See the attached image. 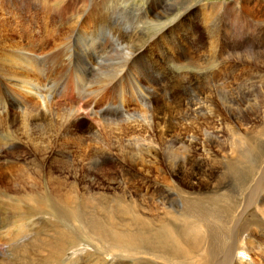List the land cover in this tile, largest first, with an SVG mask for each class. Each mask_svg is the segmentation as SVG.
I'll return each instance as SVG.
<instances>
[{
    "label": "rangeland",
    "instance_id": "374dc122",
    "mask_svg": "<svg viewBox=\"0 0 264 264\" xmlns=\"http://www.w3.org/2000/svg\"><path fill=\"white\" fill-rule=\"evenodd\" d=\"M95 1L0 0V264H162L139 250L130 257L107 252L113 255L107 258L106 243L89 227V219L103 216L83 206V200L115 202L96 180L126 186L136 199L132 212L145 213L151 221H171L175 213L174 218L211 223L219 232L214 245L224 242L213 264H264V161H244L240 168L246 178L236 177L228 188L231 197L220 206L210 202L219 182L217 166L209 175L201 165L213 160L225 165L222 154L232 142L225 130L217 129L218 121L224 127L227 123L220 104L228 95L221 88L229 87L223 62L240 60L244 52L264 54V0L253 5L243 0H168L165 5L162 0H128L127 6L136 8L125 11L113 0L112 29L92 27L100 20L96 11L89 16ZM201 4L214 5L180 23L188 8L187 14L193 13ZM18 53L31 54L33 61L24 63ZM255 64L246 65L247 72L252 69L249 80H242L237 91L233 88L254 112L264 104V72L254 74ZM14 82L39 87L53 107L37 125L30 115L32 102L38 101L21 94ZM216 90L224 94L210 107L199 111L191 105ZM152 115L159 118L156 125L150 123ZM170 138L177 149L163 144ZM150 145L159 150L158 162L133 166ZM122 160L133 170L121 169ZM130 173H136L135 181L128 179ZM192 173L203 187L199 193L188 188ZM53 191L78 200L65 205ZM195 206L215 214L202 219L204 212L192 215ZM220 209L223 224L214 219ZM240 253L246 254L244 260Z\"/></svg>",
    "mask_w": 264,
    "mask_h": 264
},
{
    "label": "bare ground",
    "instance_id": "6f19581e",
    "mask_svg": "<svg viewBox=\"0 0 264 264\" xmlns=\"http://www.w3.org/2000/svg\"><path fill=\"white\" fill-rule=\"evenodd\" d=\"M73 1H75V0H73ZM102 1H104V0H96L95 1L96 8H94L91 11L92 13L89 14V16L93 17V15H95L97 13L96 15H99L98 17H100V20L95 21L93 23V26L92 25L91 26L97 27L98 24H100V25L104 24L105 27L112 29L113 27L111 25L112 24L114 25L113 20L116 16L114 5L112 3L113 0H105L104 2H102ZM164 1L168 2V0H162L159 2L160 5H165L167 3V2H165V4H163ZM118 2H120V4L122 5L121 6L122 8H120V9L121 10L123 9V11H125L126 9H129L130 7L136 8L133 5L130 7L127 6L128 0H119ZM245 2H250L251 5H253L255 2H257V0L256 1L255 0H243V3H245ZM100 3H102V6H100ZM169 3H170V1H169ZM170 5H171V3H170ZM212 5H214V4H211V5L201 4V5L195 6V7L192 6L193 8H196V11H194L193 13L187 14V11L189 10V8H188V10L182 16L181 22L178 19L177 23L178 22L184 23V21L188 20L190 15H194V13L197 11H199V12L201 11L203 14H205L207 12V8L211 7ZM118 7H120V6H118ZM103 9L105 10L104 12H102ZM215 9H216V7H215ZM20 10H21V8H20ZM93 11H96V13H93ZM249 11L250 10H247V9L245 10V12L243 11L245 18H247V19H249V17H250L249 13H247ZM157 16H159V15H157ZM258 18H260V17H257V19ZM208 20H210V19H208ZM51 21H52V19H51ZM203 21H205V20H203ZM94 32H96V31L94 30ZM115 35L116 34H112L111 36H115ZM130 39H131V37H130ZM255 53L244 52V54H239L240 60L231 59V62L230 61L223 62L225 65H227L228 71H226V72H228V74H229V78L228 77H227L228 79L226 78V80L229 81V83H227L229 85V87H223V88H221L222 90H220V91H225L226 94L228 93L226 98H224L225 100L220 99V96L223 95L224 93L216 90L213 93L210 91L211 93L208 95L204 94L200 98L198 97V99L196 100V103L191 104L194 107V109H199V111H201V110H204L205 105H207L206 107H210L213 100L217 98V99L222 101V102H220V104L226 109V116L224 118V122L225 121L227 122V123L225 122L226 127H224L223 122L220 124V121H218L219 124L217 125L218 130H220V131L225 130V132L228 133L227 135L229 137H231L232 145L229 146L228 152H223V154H222V160L224 161L225 165L222 164V161H215V160H213V163L203 162L201 164L206 168V171L209 173V175H212V171L217 166V169H218L217 178L219 179V182L215 183V185H214V191L215 192L213 193L214 198L212 201H210V200L209 201L214 203V204H217L218 206H220L219 202L224 201L225 198L231 197L232 189H228V188H229V185L234 183V181L236 180V177H238L239 175L240 176L245 175V176H243V178L244 177L246 178L244 168L243 169L240 168L241 166H243L244 161L246 159H247L246 163H248V160H250V162L258 163V165L264 161V104L259 103L260 104V106H258L259 108H257V110H255L256 112H254L253 108H252V104L250 103V105H248V101L244 102V100L242 98L243 94L242 93H239V94L235 93L239 89V87L241 86L240 82L242 80H245L247 82L249 80L247 77L252 76V73H251L252 69L247 72L246 71V65L249 66L250 68H252V66H250V64L256 63L255 66H257V69L256 70L254 69L255 70L254 74L264 72V71H262V69L264 70V54L263 55H260V54L256 55ZM30 55L26 54V56H25L24 53H18L17 57L23 58L24 63H31L33 60H32V55L31 56ZM227 63H229V64H227ZM262 78L263 77H261V79ZM12 86H17L18 91L22 92L21 94H25V96L27 95V96L33 97L34 100L38 101V102H32V105L34 103V105L32 106V110L34 112V115L33 116L30 115L31 120L33 122H35L36 125L40 121L44 120L46 118V116L49 114V111L53 107H51L50 102L46 101L45 98L42 96L43 92L40 90V88L35 87L33 85H27V84H25L24 86H21V84L17 83V82H14ZM23 87H25V88H23ZM243 87H245V86H243ZM233 88H235V90H236L234 93H233ZM227 89H231V90L228 92V91H226ZM245 89H247V87H245ZM251 90H250V93H251ZM37 95L40 96L39 99H38V97H36ZM256 96H258V95H256ZM18 97L23 98L20 95H18ZM194 99H196V98H194ZM199 102H205L206 104H202ZM72 109H75V108H72ZM32 110H30V111H32ZM80 111H81L80 108L77 109L74 117L78 118ZM214 111L216 113V110H214ZM209 119L211 121H213L212 115ZM149 120H150L151 124L156 125L158 123L159 118L152 115L149 118ZM165 134L167 137L171 136L169 131H166ZM209 134L213 137L212 132H210ZM213 138L217 141L219 140V137H213ZM163 144L169 145L172 149H177L176 147H178L177 142L171 138L166 140ZM47 150H49V149H46L43 152V154ZM240 152L242 155L240 154ZM158 156H159L158 148L150 145L146 151V155L144 156V159L143 160L139 159L140 161L139 160L134 161L135 164H133V166H136V163L141 164L143 167L146 166V164H154L155 165L158 162ZM182 163H184V159H182ZM238 163H239V167H238ZM120 165H122L121 169L129 167L130 169L133 170V168L131 166H129V165L126 166V164L123 162V160H122ZM201 165L198 166L199 171L202 169ZM178 168L179 167L177 166L176 169H174L172 171V175H176L178 173V171H179ZM254 174H255V171H254ZM116 175H118V173ZM127 175H128V179L130 180V182L135 181L136 173H133V174L130 173ZM247 175H248V173H247ZM258 175H260V174H258ZM258 175H256V176H258ZM96 181H98V183L95 184V185H98V189L100 191H102L104 194H107L108 192H110V195L114 196L115 202H113V203H100V202L94 203V202L87 201L88 203H86V200H83L84 201L83 206L86 208V210H85L86 212H87V210H90V211L94 210L96 212L98 211L97 213H100L103 216V220L98 219L96 217H94V218L92 217L91 219H89V227L91 228V231H93L94 233L99 235L98 238H99L100 242L103 241V243L104 242L106 243L107 249H106L105 253H106L107 258L109 257V260H110V258L112 259L113 255L115 253H119V254L120 253H126V254H121V256L122 257H128V256L130 257L131 254L136 255L138 252L137 250H139V251H142V252H139V253H141V255H146V257L149 255L152 257L153 260L159 259V260H161L162 264H213V262L215 260V254L217 253L218 248L224 242L221 244H218L216 246L214 245V243H217V242H214V240H216L215 232L217 234L219 232H218V229H214L216 227L212 228V227L208 226L211 223H209L208 225L205 226V223H203L201 220H193L191 222L188 220V218H185L183 220V217L181 215H180L181 218H174L175 213L171 216V219H172L171 221L167 220V218H164V217L163 218L157 217L154 221H151L150 219H148V217L146 216L145 213H142L139 211L138 214H134V212H132L136 206V199H134V196L130 191L129 192L126 191L127 190L126 186L124 187L123 184H122V186H120V185H118L116 183H112V182H111L112 185L106 186V185H103L102 182H100L99 180H96ZM191 181H192V183L189 184L188 188H192V191H197V193H199L203 187H202V185L198 179V176L196 174L192 173ZM92 183H90L89 188H91ZM120 183H122V182H120ZM241 184H243V182ZM251 185H252V183H251ZM226 190H228V192H226ZM240 190H242V189H240ZM116 191L121 192L122 196L121 197L117 196V194L115 193ZM54 194L55 195H53V196L61 199V202H63L65 205H71L74 203L73 201L75 199L74 200H72V199L66 200L59 193L54 192ZM207 199H208V197H207ZM54 200H55V198H54ZM76 200H78V199H76ZM45 202H46V200H45ZM45 202H44V204H45ZM233 204H235V203H233ZM165 205L161 204L159 208L162 210H167L168 211L167 214H169V215L171 214L169 212L173 213L172 209L171 208L169 209L168 207L166 208ZM206 207H207V205H206ZM215 208H216V206H215ZM191 210H192V212L191 211L190 212L192 213V215L193 214L195 215V213H197L199 211V208H198V206H195ZM225 211H226V209H225ZM199 212L202 214V212H204V211L201 210ZM97 213H95V214H97ZM204 213L205 214L202 216V219H204L205 216L206 217H212L215 214L214 210L209 211V212H204ZM223 213H224V211H222L221 209L218 210L216 212L217 216H215V218H214L218 222H222V224H223V221L225 219L223 216H221V215H223ZM93 214L94 213H92V215ZM189 216H191V215H189ZM224 216H226V215H224ZM236 216H237V214H236ZM194 218H192V219H194ZM230 218L232 219L231 216H230ZM229 221L231 222V220H229ZM213 223L215 224V222H213ZM230 226H232V225H230ZM223 227H224V225H223ZM224 228H226V226ZM78 229H80V228H78ZM83 229H85V228H83ZM223 236H225V235H223ZM56 237H54V238H56ZM218 237H219V234H218ZM96 238L94 239L95 241H96ZM92 242L94 244L97 243L94 241H92ZM220 242H221V240L219 241V243ZM57 243H59V242H57ZM64 244H66V243H64ZM153 251L158 252V253H153ZM107 252L112 253L113 255L110 256V254H108ZM114 256H116V255H114ZM138 256H136L135 261H139ZM245 256H246V254L240 253L238 258L244 260ZM113 262L110 261L109 263L113 264ZM148 262H150V261H148ZM139 263H140V261H139ZM117 264H120V263H117ZM150 264H151V262H150Z\"/></svg>",
    "mask_w": 264,
    "mask_h": 264
}]
</instances>
